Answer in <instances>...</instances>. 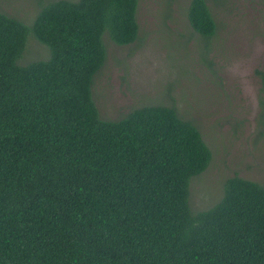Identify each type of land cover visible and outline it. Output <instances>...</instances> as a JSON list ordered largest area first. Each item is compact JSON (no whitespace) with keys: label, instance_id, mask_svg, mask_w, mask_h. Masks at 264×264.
Here are the masks:
<instances>
[{"label":"trees","instance_id":"obj_1","mask_svg":"<svg viewBox=\"0 0 264 264\" xmlns=\"http://www.w3.org/2000/svg\"><path fill=\"white\" fill-rule=\"evenodd\" d=\"M139 1L40 3L29 24L0 12V264H264L263 186L230 177L192 213L211 162L196 127L166 106L99 116L103 42L137 41ZM186 20L215 36L206 0ZM29 36L49 59L20 67Z\"/></svg>","mask_w":264,"mask_h":264},{"label":"rangeland","instance_id":"obj_2","mask_svg":"<svg viewBox=\"0 0 264 264\" xmlns=\"http://www.w3.org/2000/svg\"><path fill=\"white\" fill-rule=\"evenodd\" d=\"M51 1L0 0V12L29 24L38 5ZM206 1L216 24L210 42L189 28V0H140L137 41L104 40L106 61L92 87L102 120L157 105L196 127L211 162L189 182L192 213L214 207L230 177L264 187V0ZM49 55L29 36L17 65Z\"/></svg>","mask_w":264,"mask_h":264}]
</instances>
